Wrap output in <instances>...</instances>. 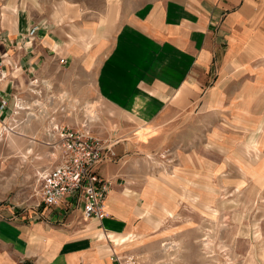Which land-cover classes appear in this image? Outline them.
Here are the masks:
<instances>
[{"label": "rangeland", "instance_id": "rangeland-1", "mask_svg": "<svg viewBox=\"0 0 264 264\" xmlns=\"http://www.w3.org/2000/svg\"><path fill=\"white\" fill-rule=\"evenodd\" d=\"M156 1L0 0V22L56 21L78 36L87 27L90 45L104 56L122 20ZM60 70L57 82L43 86L37 77L23 84L21 104L0 122V212L29 218L43 210L40 178L59 161L53 128L87 126L114 144L116 156L103 164L111 163L119 186L141 208L129 233L108 239L96 222L90 226L93 236L115 246L121 264H264V188L256 153L245 146L252 132L207 109L202 98L143 124L99 102L95 84L85 87L78 72ZM141 222L155 229L136 232Z\"/></svg>", "mask_w": 264, "mask_h": 264}, {"label": "crops", "instance_id": "crops-1", "mask_svg": "<svg viewBox=\"0 0 264 264\" xmlns=\"http://www.w3.org/2000/svg\"><path fill=\"white\" fill-rule=\"evenodd\" d=\"M38 20L19 19L17 27L0 22V122L17 110L23 84L37 77L43 86L57 82L60 69L78 72L85 87L95 84L99 102L143 124L202 98L207 109L252 132L246 151L256 153L252 162L264 188V0L153 2L122 20L104 56L90 45L89 28L78 36L67 23ZM110 164L100 168L112 182L100 221L85 220L81 207L56 214L44 208L29 218L1 211L0 264H121L115 246L90 233L96 222L108 239L126 234L140 217ZM144 228L154 227L141 222L135 231Z\"/></svg>", "mask_w": 264, "mask_h": 264}, {"label": "built area", "instance_id": "built-area-1", "mask_svg": "<svg viewBox=\"0 0 264 264\" xmlns=\"http://www.w3.org/2000/svg\"><path fill=\"white\" fill-rule=\"evenodd\" d=\"M38 27L33 28V33ZM67 65L66 58L58 60ZM3 65L0 62L1 78ZM59 135L56 149L58 163L41 175L40 204L45 209L81 207L85 220H102L112 182L99 174V167L116 154L114 144L91 134L87 126L53 128Z\"/></svg>", "mask_w": 264, "mask_h": 264}, {"label": "bare ground", "instance_id": "bare-ground-1", "mask_svg": "<svg viewBox=\"0 0 264 264\" xmlns=\"http://www.w3.org/2000/svg\"><path fill=\"white\" fill-rule=\"evenodd\" d=\"M19 103H20V102H19ZM19 103H18V105H19ZM20 104H21V103H20ZM22 106H23V105H22ZM137 106H138V105H137ZM138 107H139V106H138ZM24 108H25V107H24ZM24 108H23V109H24ZM8 131H9V130H8ZM1 134H2V130H1ZM165 248H166V247H165Z\"/></svg>", "mask_w": 264, "mask_h": 264}]
</instances>
